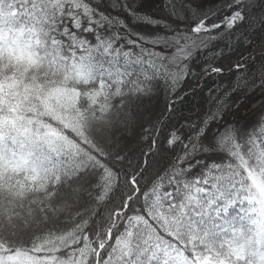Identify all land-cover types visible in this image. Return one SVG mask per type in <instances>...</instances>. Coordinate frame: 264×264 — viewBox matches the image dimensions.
<instances>
[{
  "label": "snow or ice",
  "instance_id": "obj_1",
  "mask_svg": "<svg viewBox=\"0 0 264 264\" xmlns=\"http://www.w3.org/2000/svg\"><path fill=\"white\" fill-rule=\"evenodd\" d=\"M145 2L113 7L160 26L139 11ZM167 7L199 22L149 36L99 0H0V264H264V122L221 124L214 135L220 113L191 122L193 136L170 140L187 151L147 189L139 170L126 176L116 166L126 159L120 125L155 94L159 74L179 64L182 75L264 0H234L214 23L224 9L211 0ZM122 28L143 53L124 45ZM126 184L131 192L105 222L98 209ZM85 193L92 202L81 210Z\"/></svg>",
  "mask_w": 264,
  "mask_h": 264
},
{
  "label": "trees",
  "instance_id": "obj_2",
  "mask_svg": "<svg viewBox=\"0 0 264 264\" xmlns=\"http://www.w3.org/2000/svg\"><path fill=\"white\" fill-rule=\"evenodd\" d=\"M133 2L136 3L137 0ZM179 2L182 3V0ZM233 2L234 0H211V6L219 5V8L224 9L211 22H217L231 14L226 5ZM115 3L116 0H99V7L106 12L126 17L132 30L149 36L171 34L173 25L183 30L185 24L199 22L178 19L174 10L167 7L168 0L156 7L139 8L140 12L159 19L160 26L141 20L128 11H117L113 7ZM249 15L248 22L235 32L226 33L214 43L209 41L211 47L201 48L194 59L187 61L186 74L181 75L172 65L171 76L167 72L159 74L155 94L145 98L143 107L134 109L135 118L131 124L120 125L118 139L126 159L117 161L116 166L126 176L135 175L139 170L144 187H151L170 172L178 158L187 151V145L183 142L175 147L171 145L170 140L177 131L190 138L196 131L191 122L203 124L210 115L217 113L225 119L217 121L213 126V135L215 128L221 124L239 125L242 128L264 106V11L257 9ZM121 30L129 40L132 38L128 28ZM135 38L140 39L139 36ZM145 43L150 48L156 47ZM162 50L168 53L166 46H162ZM240 64L248 66L242 69L237 67ZM215 67H223L227 71L217 73L214 71ZM125 188L126 191L120 190L115 204L98 209L99 216L105 222L131 192V187L127 184ZM84 196L81 210L89 207L92 202L91 196L87 193ZM99 203L97 199V204Z\"/></svg>",
  "mask_w": 264,
  "mask_h": 264
},
{
  "label": "rangeland",
  "instance_id": "obj_3",
  "mask_svg": "<svg viewBox=\"0 0 264 264\" xmlns=\"http://www.w3.org/2000/svg\"><path fill=\"white\" fill-rule=\"evenodd\" d=\"M165 0H147V2H145L141 7H156L160 4H162ZM111 34V32L109 33ZM130 40L127 39L125 41H123L124 45L129 48V49H135L136 52L138 53H143V49L139 48L136 45H132L130 42ZM203 43V41H202ZM166 46V50L170 55H175L177 52L176 48H169L167 45ZM173 68H175V70L177 71L178 68H181L182 65L179 64H172ZM185 74L187 73L186 71L184 72ZM184 74V75H185ZM262 122H264V106L258 110L254 115H252L242 126L243 129H247V130H251L252 128L256 127L257 125L261 124ZM204 158H209V162L211 163V159H214L215 157H208V154H202L200 159H204ZM204 167L207 166H202L200 169H197L195 172H193L191 175L195 176V175H199L203 172Z\"/></svg>",
  "mask_w": 264,
  "mask_h": 264
}]
</instances>
